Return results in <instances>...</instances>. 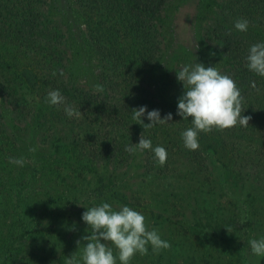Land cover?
<instances>
[{"label": "rangeland", "instance_id": "1", "mask_svg": "<svg viewBox=\"0 0 264 264\" xmlns=\"http://www.w3.org/2000/svg\"><path fill=\"white\" fill-rule=\"evenodd\" d=\"M217 1L168 0L153 34L161 55L155 72L114 85L99 71L101 57L84 46V26L73 15L72 0L48 1L66 27L65 50L72 60L55 77L37 70L45 82L39 96L29 95L27 85L19 90L14 64L0 57V66L10 65L0 67V88L15 102L6 105L0 98V264H66L73 254L80 260L82 237L90 232L82 214L101 203L142 213L149 229L171 245L159 254L149 246L147 255H135L130 264H264L248 245L264 238V176H249L247 166L240 176L232 166L225 168L213 149L195 150L186 162L168 145L177 167L159 166L151 150L125 151L141 134L153 148L160 146L153 127L132 118L133 109L145 106L143 96L159 91V98L175 100V84L183 87L176 76L182 65L195 61L219 70L227 65L199 38ZM55 29L50 26L44 42L57 35ZM11 51L22 57L19 68L28 70L31 59ZM166 75L168 84L157 90ZM57 89L81 117H68L63 105L47 103L48 92ZM144 115L143 124L150 123ZM33 147L37 150L30 152ZM10 157H22L23 167L9 163Z\"/></svg>", "mask_w": 264, "mask_h": 264}, {"label": "trees", "instance_id": "2", "mask_svg": "<svg viewBox=\"0 0 264 264\" xmlns=\"http://www.w3.org/2000/svg\"><path fill=\"white\" fill-rule=\"evenodd\" d=\"M39 1L0 0V57L14 64L12 69L18 81L17 88L23 91L27 85L28 94L33 97L39 96V90L45 84L44 80H41L43 73L37 70L47 69V74L55 77L61 66H67L70 64L68 61L72 60L65 50L68 43L64 32L66 27L54 14L56 9L52 2L48 4L49 0H41V5ZM167 1L72 0L73 15L84 26V46L91 48L101 57V60H98L101 64L99 71L112 85L129 77L137 79L141 75L155 72V65L161 55L160 49L153 43V34L156 22L164 14L162 12ZM217 2V10L214 16L205 22L199 38L210 51L227 60V65L220 71L231 76L236 82L243 96L245 110L242 115L250 116L251 119L248 127L237 125L223 131L213 129L209 133L201 132L199 149H213L218 161L227 169L232 166L240 176L239 171L244 170L246 166L252 169L249 176H264V163L261 162L264 160V77L251 72L245 60L251 45L264 43V0ZM238 19L249 21L246 32L235 29L234 23ZM50 26L56 28L57 35L51 34L48 41L44 42L43 35L50 31ZM75 32L73 36L78 34L76 28ZM13 48L14 52L21 50L25 57L31 59L27 65L28 70L19 68L22 57L14 56L11 51ZM168 82L166 75L157 90ZM175 86V100L159 98L157 91L152 98L143 96L147 102L142 105L148 107L149 111L159 110L161 119L168 113L172 114L169 123L157 124L153 129L158 144L168 153L167 165L177 167V160L172 159L174 152L167 149L168 145L175 147V156L186 162L195 156V151L186 149L182 140V132L192 127V124L191 118L185 120L176 114L178 98L184 89H179L176 84ZM136 89L142 90L140 85H137ZM9 95L0 88L1 100L6 105H14V98ZM31 109L26 110V113ZM230 173L232 174V171ZM215 224L219 225L221 222Z\"/></svg>", "mask_w": 264, "mask_h": 264}, {"label": "clouds", "instance_id": "3", "mask_svg": "<svg viewBox=\"0 0 264 264\" xmlns=\"http://www.w3.org/2000/svg\"><path fill=\"white\" fill-rule=\"evenodd\" d=\"M248 26L247 19H238L234 23L235 29L241 32H246ZM245 60L251 72L264 77V43L258 42L251 45ZM176 76L184 89L183 94L178 98L176 114L185 120L191 118L192 124V127L181 134L186 149L192 151L199 149L201 132L209 133L213 129L223 131L237 125L249 126L251 117L242 115L245 110L243 96L231 76L223 74L215 66L205 67L202 63L195 61L180 66ZM95 88L98 92L104 91L101 84L95 85ZM47 103L57 107L63 105L68 117L82 116L79 109L66 104L65 97L58 89L48 92ZM146 112L150 123L143 124L141 117ZM132 113L133 120L144 128L167 124L172 120L171 113L161 119L159 110L147 111L146 106L133 109ZM36 150L35 147L29 149L30 152ZM145 150L154 152L159 166L167 162L166 149L162 146L153 148L151 140L142 134L138 144L131 143L125 148L129 154ZM9 163L23 167L25 160L22 157H10ZM81 218L90 228L89 234L82 237L86 241L80 258L83 264H117V261L119 264H130L135 255H147L149 246L155 254L171 247L168 241L161 238L156 229H149L142 213L129 206H118L114 209L109 203H101L88 208ZM79 244L80 241H77V245ZM248 245L253 255L264 257V238L250 239ZM80 260L73 254L66 258V264H80Z\"/></svg>", "mask_w": 264, "mask_h": 264}]
</instances>
